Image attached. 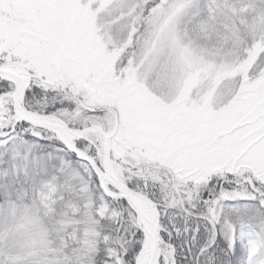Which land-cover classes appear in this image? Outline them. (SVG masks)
<instances>
[{
    "label": "snow or ice",
    "instance_id": "obj_1",
    "mask_svg": "<svg viewBox=\"0 0 264 264\" xmlns=\"http://www.w3.org/2000/svg\"><path fill=\"white\" fill-rule=\"evenodd\" d=\"M0 264H264V0H0Z\"/></svg>",
    "mask_w": 264,
    "mask_h": 264
}]
</instances>
